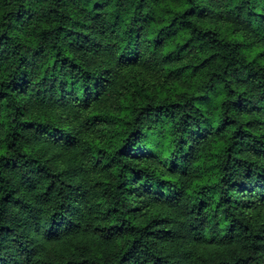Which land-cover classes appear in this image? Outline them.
I'll return each mask as SVG.
<instances>
[{
  "label": "trees",
  "instance_id": "16d2710c",
  "mask_svg": "<svg viewBox=\"0 0 264 264\" xmlns=\"http://www.w3.org/2000/svg\"><path fill=\"white\" fill-rule=\"evenodd\" d=\"M0 264H264V0H0Z\"/></svg>",
  "mask_w": 264,
  "mask_h": 264
}]
</instances>
